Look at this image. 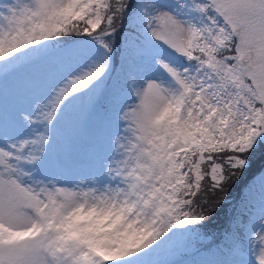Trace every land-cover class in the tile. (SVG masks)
I'll return each instance as SVG.
<instances>
[{"label": "snow or ice", "instance_id": "snow-or-ice-1", "mask_svg": "<svg viewBox=\"0 0 264 264\" xmlns=\"http://www.w3.org/2000/svg\"><path fill=\"white\" fill-rule=\"evenodd\" d=\"M260 150L264 0H0V264H264Z\"/></svg>", "mask_w": 264, "mask_h": 264}, {"label": "trees", "instance_id": "trees-1", "mask_svg": "<svg viewBox=\"0 0 264 264\" xmlns=\"http://www.w3.org/2000/svg\"><path fill=\"white\" fill-rule=\"evenodd\" d=\"M264 179V150L253 154L250 167L240 182L232 192L230 199L235 203H240L253 191L260 195L261 181ZM239 197V200H236Z\"/></svg>", "mask_w": 264, "mask_h": 264}, {"label": "rangeland", "instance_id": "rangeland-1", "mask_svg": "<svg viewBox=\"0 0 264 264\" xmlns=\"http://www.w3.org/2000/svg\"><path fill=\"white\" fill-rule=\"evenodd\" d=\"M12 86H13L12 81H9L8 84H7V87H8L9 89H11ZM260 151H262V150H260ZM257 152H258V151H257ZM248 197H249L248 199H250V200H252L254 203H256V202L259 201V197H260V195H259L258 193H256L255 191H253V192H251V193L249 194ZM203 251H205L206 253L208 252V251H206V250H203ZM168 258H169V257H167V256H165V255H161V256L157 257V259H160V260H165V259H168Z\"/></svg>", "mask_w": 264, "mask_h": 264}]
</instances>
